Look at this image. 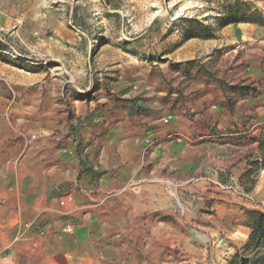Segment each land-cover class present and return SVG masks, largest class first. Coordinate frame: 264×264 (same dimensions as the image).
<instances>
[{
  "label": "rangeland",
  "instance_id": "obj_1",
  "mask_svg": "<svg viewBox=\"0 0 264 264\" xmlns=\"http://www.w3.org/2000/svg\"><path fill=\"white\" fill-rule=\"evenodd\" d=\"M263 159L264 0H0V264H264Z\"/></svg>",
  "mask_w": 264,
  "mask_h": 264
},
{
  "label": "trees",
  "instance_id": "obj_2",
  "mask_svg": "<svg viewBox=\"0 0 264 264\" xmlns=\"http://www.w3.org/2000/svg\"><path fill=\"white\" fill-rule=\"evenodd\" d=\"M200 37H203V38H206V37H209L208 35H202ZM264 160V159H263ZM257 223L255 224V231H257L258 229H260V224L262 223V218L261 216H258V219L256 221ZM244 260V259H243ZM242 264H250L249 261L246 263L245 261L242 262Z\"/></svg>",
  "mask_w": 264,
  "mask_h": 264
},
{
  "label": "built area",
  "instance_id": "obj_3",
  "mask_svg": "<svg viewBox=\"0 0 264 264\" xmlns=\"http://www.w3.org/2000/svg\"><path fill=\"white\" fill-rule=\"evenodd\" d=\"M220 186V185H219ZM222 189H224V187L220 186Z\"/></svg>",
  "mask_w": 264,
  "mask_h": 264
}]
</instances>
